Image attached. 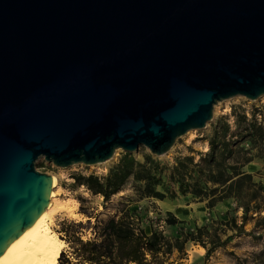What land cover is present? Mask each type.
I'll return each instance as SVG.
<instances>
[{
  "label": "water",
  "instance_id": "water-1",
  "mask_svg": "<svg viewBox=\"0 0 264 264\" xmlns=\"http://www.w3.org/2000/svg\"><path fill=\"white\" fill-rule=\"evenodd\" d=\"M264 94V0H0V251L57 166L151 154Z\"/></svg>",
  "mask_w": 264,
  "mask_h": 264
},
{
  "label": "trees",
  "instance_id": "trees-1",
  "mask_svg": "<svg viewBox=\"0 0 264 264\" xmlns=\"http://www.w3.org/2000/svg\"><path fill=\"white\" fill-rule=\"evenodd\" d=\"M230 112L233 126L224 116L213 123L205 140L207 148L197 159L192 154H182L167 165L148 152L141 153L142 160H139L129 151H120L102 175L72 173L74 185H84L91 194L100 195L102 207L109 203L112 209L105 212L79 206L84 220L62 219L57 231L64 246L55 248L51 263L181 264V259L186 257L187 243L202 246V260H205L230 239L231 233L221 237L226 228L238 234L256 232L257 238L264 239V185L242 168L253 156L264 155V123L256 119L253 108L249 114L243 109ZM242 141L248 146L241 145ZM251 149H255V154L250 153ZM128 184L135 199L161 200L165 196L172 198L177 193H189L197 200H204L207 209L217 201L230 198L240 208L239 220L234 215L225 219L210 216L207 222L183 226L182 219L166 210L164 222L181 224L179 229L167 236L149 224L146 231L139 211L132 205V195L119 194L111 201L112 195ZM247 220L251 226L245 230ZM256 258L252 264H264V246Z\"/></svg>",
  "mask_w": 264,
  "mask_h": 264
},
{
  "label": "rangeland",
  "instance_id": "rangeland-1",
  "mask_svg": "<svg viewBox=\"0 0 264 264\" xmlns=\"http://www.w3.org/2000/svg\"><path fill=\"white\" fill-rule=\"evenodd\" d=\"M257 106V108H256ZM255 107V108H254ZM255 109L256 119L264 123V96H258L254 99L246 98L242 95H232L223 99L216 100L211 107L210 119L200 128H191L175 137L173 143L167 151L160 155L151 154L148 149L139 145L136 150L131 151L134 157L142 160L143 152L150 153L159 161L170 165L174 157L182 154H192L194 159H197L198 154L207 148L205 142L210 133L211 125L225 117L233 126L231 120V109L235 111L245 110L248 114L250 109ZM244 147L248 144L246 141L240 143ZM120 148H116L112 156L103 162L85 164L83 162H74L66 166H57L52 162L47 161L43 156H38L34 160V168L39 171H44L55 176L57 185L53 187L54 190H59L57 197L61 203H65L67 209L65 211H58L54 214L51 224L52 232L54 234L53 244L51 249L55 255V248L60 249L64 246V242L59 239L58 231L59 222L64 219L84 220L85 216L79 211V206L88 210L95 209V211H111L112 207L106 203V207L101 205V196L91 194L84 185H74L71 174L74 172L88 173L93 172L102 175L107 167L117 158ZM255 149H251L250 153L255 154ZM244 170L252 173L253 179L260 180L264 185V155L253 156L249 163L242 166ZM167 169L162 172L166 173ZM59 188V189H58ZM119 194H130L133 198V206L137 208L141 215V225L146 231L149 230V224L160 229L165 235L170 236L179 229L181 224L168 225L164 222L163 217L166 210L173 212L179 219L183 220V226H193L194 224H201L207 222L210 216L226 218L234 215L239 220L240 208L235 206L232 199L226 198L217 201L214 206L207 209L204 205V200H197L189 193L184 195L177 193L174 197L157 199L153 197H143L135 199L134 194L128 184L126 188L116 194L112 195L111 201L117 198ZM79 199H81L79 201ZM251 221L247 220L244 224V229H249ZM231 237L225 243L214 249L207 257L202 260L204 248L198 244H186V257L181 259V264H189L193 261L204 262V264H252L257 256L260 248L264 246V239L257 238L256 232L251 234L234 232L233 229L226 228L224 234H230ZM263 240V241H262ZM54 256L51 258L53 259Z\"/></svg>",
  "mask_w": 264,
  "mask_h": 264
},
{
  "label": "bare ground",
  "instance_id": "bare-ground-1",
  "mask_svg": "<svg viewBox=\"0 0 264 264\" xmlns=\"http://www.w3.org/2000/svg\"><path fill=\"white\" fill-rule=\"evenodd\" d=\"M56 185L57 180L51 175V187L45 206L39 215L0 251V264H52L54 253L51 246L54 234L51 224L56 212L67 209L66 204L61 203L57 197L59 190L53 189Z\"/></svg>",
  "mask_w": 264,
  "mask_h": 264
},
{
  "label": "built area",
  "instance_id": "built-area-1",
  "mask_svg": "<svg viewBox=\"0 0 264 264\" xmlns=\"http://www.w3.org/2000/svg\"><path fill=\"white\" fill-rule=\"evenodd\" d=\"M256 108H257V106H256ZM256 112V111H255ZM246 114H247V112H246Z\"/></svg>",
  "mask_w": 264,
  "mask_h": 264
}]
</instances>
